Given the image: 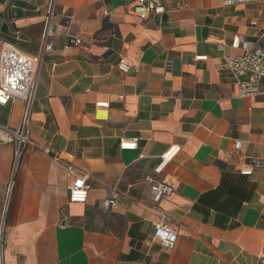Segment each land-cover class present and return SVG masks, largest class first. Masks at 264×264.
<instances>
[{
  "label": "crops",
  "instance_id": "0c3cea01",
  "mask_svg": "<svg viewBox=\"0 0 264 264\" xmlns=\"http://www.w3.org/2000/svg\"><path fill=\"white\" fill-rule=\"evenodd\" d=\"M133 2L0 0V52L52 46L10 187L13 147L0 142V264H264V175L238 173L264 160V101L239 97L222 70L241 54L233 37L258 41L264 8L161 0L141 20ZM22 107L0 106V128L15 130ZM69 169L86 179L84 204L69 203ZM147 177L171 193L154 204ZM162 218L177 231L171 250L153 239Z\"/></svg>",
  "mask_w": 264,
  "mask_h": 264
},
{
  "label": "built area",
  "instance_id": "2783aa9c",
  "mask_svg": "<svg viewBox=\"0 0 264 264\" xmlns=\"http://www.w3.org/2000/svg\"><path fill=\"white\" fill-rule=\"evenodd\" d=\"M223 7H232L236 5H254L264 8V0H222ZM132 14L141 20H146L149 15H159L163 13L161 0H134ZM255 26V23H250ZM49 36L48 26H45L43 37ZM80 45L79 40L68 39L67 48ZM230 48L240 50L241 54L233 57H227L223 60L222 70L234 81L237 87L238 96L256 97L264 101V30L259 34V39L251 45L241 41L238 36L232 38ZM52 52L50 44H44L40 53L35 57H29L10 45H3L0 52V106H5L13 99H19L23 103L18 127L15 130L0 128V142L9 144L13 147V161L11 165V182L16 172L21 155L25 148L30 145L29 123L31 117V108L37 83L39 67L44 54ZM206 57L196 58V61H205ZM118 69L126 73L128 66L123 59L118 62ZM167 68L170 65L167 64ZM108 105L99 103L96 107L106 108ZM241 143H234V151L240 149ZM121 150H135L136 142H126L120 144ZM177 149L171 147L161 157V164L157 170H161L172 157ZM239 175L250 177L255 174L264 175V160L250 159L242 168L238 170ZM68 175L71 179L68 189V200L71 204H84L87 200L89 190L86 179L83 175L75 173L69 169ZM149 185L151 199L157 204L163 196L171 193L170 187L159 183H154L149 177L146 178ZM116 194L111 193L108 198L100 203V208L104 211H110L116 201ZM153 239L163 248L173 249L177 231L174 225L167 219L162 218L154 225ZM1 258V253H0Z\"/></svg>",
  "mask_w": 264,
  "mask_h": 264
}]
</instances>
